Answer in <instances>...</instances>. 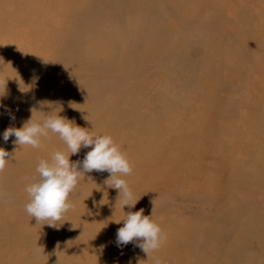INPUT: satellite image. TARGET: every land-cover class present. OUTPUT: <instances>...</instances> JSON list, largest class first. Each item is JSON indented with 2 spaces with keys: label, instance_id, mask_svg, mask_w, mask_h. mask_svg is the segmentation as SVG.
Returning <instances> with one entry per match:
<instances>
[{
  "label": "rangeland",
  "instance_id": "374dc122",
  "mask_svg": "<svg viewBox=\"0 0 264 264\" xmlns=\"http://www.w3.org/2000/svg\"><path fill=\"white\" fill-rule=\"evenodd\" d=\"M13 1L0 0V6L7 8ZM109 1L97 11L80 17L68 16L63 23L58 11L64 9V1L50 5L45 0L43 11L33 19L28 43L19 30L22 26L26 31L23 19L12 20L13 11L0 16V23L7 19L8 30L13 28L10 37L8 31L0 30V44L23 40L15 50L20 53L13 51L0 57V115L11 119L16 128L22 127L31 116L39 121L43 115L39 118L35 112L32 114L30 109L35 106L27 98H33L34 93L43 100L50 95L57 97L59 90H51V82L70 80V89L79 93L69 101L73 108L79 101L86 110H98L92 119L105 114L98 123L82 128L97 135L117 137L125 122L119 121V117L134 116L136 122L132 119L130 126L138 125L135 133L128 136L132 135L133 140L120 146L123 153L130 155L136 151L134 137L143 126L158 137L159 145L173 151L174 133L186 122L193 125L199 121L201 107L206 104L212 107V126L232 128V133L226 135L229 142L226 148L244 155L243 166L247 168L249 160L264 145V124L260 121L264 119V0H133L128 6L118 0ZM57 16L60 18L56 25L47 28L42 24L46 17L56 20ZM161 25L173 26L178 37L151 36ZM174 43L179 57L171 60L172 53L168 50ZM59 52L67 58H61ZM182 53L184 67L180 60ZM7 84L12 86V94L2 91ZM122 86L126 92H122ZM57 113L68 116L66 112H53ZM106 120L112 123L109 127L104 124ZM168 122L173 125L171 128L167 127ZM125 125L127 129L128 124ZM50 136L44 138L49 160L51 150L68 153L61 140ZM213 136L214 132L208 139L193 136L186 145L192 147L195 143L209 154L218 147L217 138L211 140ZM21 148L11 146L6 157L9 162L0 173L8 177L9 183L2 184L8 190L0 195V264H154L153 257L162 264H237L241 258L237 249L240 246L247 249L244 245H252V250L243 264H264V227L258 230L250 225L264 217L263 165L257 173L259 180L250 184L247 198L238 192L230 201H236L233 207L229 203L224 206L225 198L210 194L205 188L194 194L188 190L171 193L157 186L135 195L138 202L134 208L118 207L111 216L105 215L102 234L91 229L80 233L68 229L65 235L69 239L57 243L52 238L45 250L34 251L31 249H38L36 239H21V228L27 225L32 234L40 230L56 232L55 228L26 215L25 189L38 174L37 166L27 167L17 155ZM87 151L80 150L72 156L80 158L75 161H82ZM188 158L184 156L180 165H185ZM203 163L211 167L209 159L204 158ZM237 172L246 177L250 173ZM100 174L87 173L79 182L97 183ZM244 197L242 205L249 209L250 219L244 220L248 223L241 228L243 218L238 203ZM140 209H144V215H152L167 234L166 243L148 259L134 243L119 247L116 244V232L123 227L125 215ZM103 211L107 212L106 207L85 209L87 214ZM90 221L95 223L94 218ZM254 231L257 232L253 234ZM248 235L251 236L246 238Z\"/></svg>",
  "mask_w": 264,
  "mask_h": 264
},
{
  "label": "bare ground",
  "instance_id": "6f19581e",
  "mask_svg": "<svg viewBox=\"0 0 264 264\" xmlns=\"http://www.w3.org/2000/svg\"><path fill=\"white\" fill-rule=\"evenodd\" d=\"M45 0H14L12 5L9 7L0 6V16L5 15L8 13H11V11L14 12V17L12 16V20L17 19H23L24 22L27 24L26 31L24 27H19L20 32L25 36V41L28 43L29 33L33 31V19L40 14L43 11V5ZM50 5H54L59 0H48ZM64 1V9L58 11L61 13L64 20H67V17L74 16V14L78 15L79 17L81 15H84L86 13H91L94 11H97L101 9V7H104L103 3L109 4V0H84L81 2L80 0H63ZM120 3L123 4V6H128L129 4H132L133 0H118ZM112 5V4H111ZM76 6V9H74ZM116 10V7H115ZM124 10V8H123ZM72 12V13H71ZM120 13V12H119ZM138 14V11L136 12V15ZM60 16H57V19H51L49 17H46L42 24H45L47 28L51 24L56 25L58 19ZM131 23V21L129 22ZM8 24L9 20L2 19L0 23V30L8 31L9 37L13 34V28L8 30ZM135 30H138V27H134ZM154 35L151 36H162L173 38V35L175 37H178L174 33L173 26L171 25H161L157 29V33L153 32ZM187 36V34H186ZM161 38V39H163ZM162 43V41H160ZM8 45L11 44H17V45H4L0 44V49L4 48V51L1 49L0 51V57L4 56V54H12L13 51L17 50L19 45L23 44V40L17 41V42H11L8 40ZM163 44V43H162ZM173 47L169 48L168 52L169 54L172 53L170 56L171 60L177 59L178 53H177V43L172 44ZM169 45V46H172ZM21 51H15V54L20 53ZM157 51L154 53L156 54ZM175 52V53H174ZM181 53V51H179ZM59 54H62L59 52ZM61 58L66 59L67 55H60ZM128 58L129 55H126ZM181 65L184 67V59H183V53L181 56ZM167 67V66H165ZM22 80H24L22 77H20ZM61 78V77H60ZM70 80H59L57 83L51 82V90L56 89L59 90V94L57 97H53L50 95V97L47 98V100L41 99L39 94L34 93V97H28L27 101L31 104H33L36 109L40 112H35L37 115L36 117H39L40 114L44 113H50L55 112H66L68 116L66 118L70 121H75L77 126L85 127L89 125H93L95 123H98L104 116L96 117L95 119H92L96 116L98 113L97 111L93 110H86V106L83 105L82 102L77 101V104L75 108H73L69 101L72 98H76L79 93L78 90L70 89L71 87ZM99 83H102L99 81ZM201 87L204 86V81L200 83ZM6 86V85H5ZM142 87V84H140ZM122 92H126L125 86L120 87ZM50 90V92H51ZM3 92L5 91V94H12L13 88L11 85L6 86ZM2 94V92H1ZM200 98H204V95H201ZM40 101H49L54 102L50 104H41L38 103ZM88 103H92L89 101ZM86 105V104H85ZM162 109V108H161ZM165 111V109H162ZM211 112L212 107L209 105H203L200 110L201 119L199 121H196L195 124H190L188 122L184 123L175 133H174V139L172 141V146L175 148L173 151L167 150L166 146L159 145V139L156 135H154L150 128L147 126H143L138 132V135L134 137V140L136 142V151L133 154H125L129 161L133 165V173L130 176L124 177L128 183L129 186L134 193V195H137L139 193H143L151 188L159 187L164 190L170 191L171 193L175 190L179 191H191L194 194L200 193V188H205L206 192H210V194L216 193L220 197L225 198V201L223 202V205L226 206L228 203L231 205V207L234 206L233 203L230 201L234 198V196L239 192V196L245 195L247 198L248 191L250 190V184L252 182L259 180V176L257 173L260 172L261 166H264V145H261L259 147V151L257 152L258 155L253 159L249 160V164L247 168L243 166V163L245 161V156L241 154H236L233 151H230L226 148L227 144L229 145V142L226 140V135L229 133H232V128L223 126L219 124L218 126L214 127L210 124L211 122ZM136 116V115H135ZM138 117V116H137ZM15 118V117H14ZM40 118V117H39ZM16 119V118H15ZM133 119V123L136 122L135 118L132 114L124 115V119L119 117V121L124 120L128 126L126 129V123H123V132L116 136H113L110 134V136L113 138L115 143L120 147L122 145L128 144L131 140H133V132L135 131V127L132 123V127L130 126V122ZM41 120V118H40ZM261 123L264 124V119L260 120ZM105 126L109 127L112 123L109 120L105 121ZM173 125L168 122L167 127L171 128ZM9 127H15L13 122H11V119L6 118L4 115H0V148L4 149L7 153H10L11 146L14 144L15 137H10L7 142L3 140V132L9 128ZM214 132L213 139L214 141L215 137L217 138V149L209 153L203 149L199 145H196L193 143L192 147H188L186 145L187 141L192 140L193 136H205L208 137L209 134ZM132 135L128 137L130 134ZM135 133V132H134ZM51 134V133H49ZM102 135H105L102 133ZM51 139H57L58 136L51 134L49 137ZM208 139V138H207ZM9 142V144H8ZM181 142L183 143L182 146L176 147L174 143ZM45 140L42 137L41 138V147L39 149H33L30 146H22L21 150L17 153L19 157H22V162L29 168H34L37 166L38 161L40 158L43 159H49L48 155L45 153ZM121 149V148H120ZM88 149H81V151H87ZM122 151V150H121ZM55 151L51 150V153ZM70 155V153H67ZM201 155V156H200ZM205 155V157H203ZM188 156L187 163L185 165H180L183 161V157ZM204 158L209 159L211 163V167H205L203 160ZM77 159H80L78 156L73 157L70 156V161H75ZM176 163V164H170V163ZM182 166L184 167V170L182 171ZM179 167V168H178ZM177 168V169H176ZM237 171H248L249 176H243V174L237 172ZM109 173L102 172V174L99 175L100 179L97 183L93 182H85L81 180L76 187V189L72 192L70 196L71 202H75V209L70 210L65 217L56 224L55 232L56 233H47L45 230L39 231L37 233H30L27 230V225L21 228L20 234L21 239H27L30 237L35 238V244L38 246V249L32 248L31 250L34 251H42L47 248L52 238H56L57 243H59L62 240L69 239V235H65V232L70 229L74 232H87L90 229L94 232L96 231L97 234H102V220L104 216L107 214L110 215V213H113L116 208L120 207L119 203L116 205V198H117V190L109 188L105 185L104 181L108 178ZM8 177L6 175L0 174V195L7 194L9 185L8 180H6ZM7 183V186H2V184ZM198 191V192H197ZM248 194V195H247ZM79 197V198H78ZM244 197L243 200H240L238 203V207L240 210L241 217L243 220L241 221V228L245 227V224L248 223L244 222L246 219H250L249 209H244L243 203H245L246 198ZM77 198V199H76ZM29 202V197L27 196V199L25 200L24 205H26ZM23 204V203H22ZM116 205V206H115ZM106 207L107 212L103 211L101 213H85V209L89 207ZM223 206V207H224ZM19 208L22 206L19 205ZM112 208V209H111ZM114 208V209H113ZM21 210V209H20ZM28 215V214H26ZM91 215V216H90ZM111 216V215H110ZM105 217V218H106ZM94 218L95 223H91V219ZM251 227L257 228L258 230H262L264 227V217L259 219L258 221L254 222L253 224H250ZM68 226V227H67ZM47 229V228H42ZM257 231H254L253 234H255ZM53 235V236H52ZM251 235L245 236L246 238L250 237ZM258 236V235H257ZM256 236V237H257ZM254 238L253 240H255ZM256 240H259L256 239ZM255 244V242H254ZM256 245V244H255ZM247 247V249H244L240 246L238 251L241 252V258L237 260V264H243V260H246V256L250 254V251L252 250V245H244ZM29 250V251H31ZM51 250V248H50ZM56 252V250H53ZM26 252V251H25ZM58 252V251H57ZM42 252L41 254H43Z\"/></svg>",
  "mask_w": 264,
  "mask_h": 264
},
{
  "label": "clouds",
  "instance_id": "9594fccd",
  "mask_svg": "<svg viewBox=\"0 0 264 264\" xmlns=\"http://www.w3.org/2000/svg\"><path fill=\"white\" fill-rule=\"evenodd\" d=\"M38 103L54 102L40 101ZM30 111L32 114L40 112L35 107ZM49 133L58 136L67 146L70 155L57 150L52 153L50 160L39 159L35 169L38 176L34 177L25 189L29 197L25 211L30 217L34 218L37 223L56 227V224L70 210L75 209L70 196L78 186L80 178L93 171L109 173L104 183L107 187L117 190L116 205L119 203L122 208L135 207L138 201L128 181L124 178L132 175L133 165L110 135H97L77 126L75 121L50 112L43 114V118L39 121L33 120L31 116L22 127L7 128L3 132V140L7 142L10 137L14 136V144L39 149L41 138H47ZM82 148L90 149L83 160L70 161V156L78 154ZM8 156L9 153L0 148V173L5 170L9 162L6 159ZM166 241L167 234L152 219V215H144V209L128 212L123 220V227L118 228L116 232L118 247L134 243L147 255V259ZM153 259L154 264H162L159 258L153 257Z\"/></svg>",
  "mask_w": 264,
  "mask_h": 264
}]
</instances>
